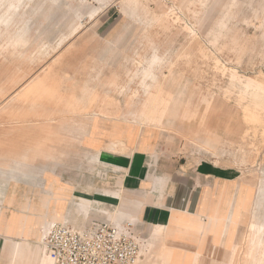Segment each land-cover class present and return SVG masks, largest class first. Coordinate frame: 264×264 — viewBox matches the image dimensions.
Masks as SVG:
<instances>
[{
    "label": "crops",
    "instance_id": "1",
    "mask_svg": "<svg viewBox=\"0 0 264 264\" xmlns=\"http://www.w3.org/2000/svg\"><path fill=\"white\" fill-rule=\"evenodd\" d=\"M138 3L127 0L121 9L127 14ZM107 9L97 7L92 17ZM10 13L7 7L4 15ZM101 19L99 32L111 19L109 11ZM98 42L106 48L133 44ZM144 63L138 73L147 100L136 107L126 100L119 117L104 115L99 100L116 87L111 68L105 88L100 72L71 75L77 82L55 88L51 97L36 99V89L25 87L35 93L32 103L16 104V92L0 104V116L11 114L0 119V264H46L41 240L49 224L84 229L94 222L133 223L145 244L139 264H234L240 254L235 250L250 232L255 264L264 232L249 225L264 228V183L256 186L221 151L183 155V141L158 128L163 111L150 105L158 101L159 75L168 61L155 54ZM96 98L97 109L85 114Z\"/></svg>",
    "mask_w": 264,
    "mask_h": 264
},
{
    "label": "rangeland",
    "instance_id": "2",
    "mask_svg": "<svg viewBox=\"0 0 264 264\" xmlns=\"http://www.w3.org/2000/svg\"><path fill=\"white\" fill-rule=\"evenodd\" d=\"M11 1L19 2V9L0 28V104L16 92V104L32 103L35 93L23 89L35 80L69 89L77 82L71 75L87 78L100 72L105 88L111 68L118 76L116 87L99 100L104 115L119 117L126 100L134 107L147 100L138 71L156 54L168 61L159 75L158 101L150 104L163 111L157 113L164 120L158 128L183 141V155L221 151L256 186L264 183V0H139L127 14L121 9L127 0L104 5L97 0ZM91 5L108 8L107 29L97 31L105 11L92 17ZM7 7L0 4V17ZM25 28L29 38L18 43ZM99 40L133 44L106 48ZM95 104L97 98L85 114L94 112ZM8 116L4 112L0 119ZM251 240L246 232L234 264L255 259ZM263 248L257 246L254 255Z\"/></svg>",
    "mask_w": 264,
    "mask_h": 264
},
{
    "label": "built area",
    "instance_id": "3",
    "mask_svg": "<svg viewBox=\"0 0 264 264\" xmlns=\"http://www.w3.org/2000/svg\"><path fill=\"white\" fill-rule=\"evenodd\" d=\"M41 243L52 264H136L145 246L129 222H94L84 229L51 223Z\"/></svg>",
    "mask_w": 264,
    "mask_h": 264
},
{
    "label": "bare ground",
    "instance_id": "4",
    "mask_svg": "<svg viewBox=\"0 0 264 264\" xmlns=\"http://www.w3.org/2000/svg\"><path fill=\"white\" fill-rule=\"evenodd\" d=\"M32 1V0H30ZM49 2L51 3H56L58 2L59 0H48ZM111 0H97L95 4H99V5H104L108 2H110ZM135 0H130V2H134ZM0 4H7L8 5V8H9V12H11L9 15H3L2 17H0V25H3L5 23H7L10 18L14 15V13L19 9V2L18 3H11L10 0H0ZM85 7V5L83 6ZM11 8H13V10H11ZM97 7H95L94 5H91L90 9H93V12H94V9H96ZM93 12L91 13V15L93 14ZM29 38V35H28V32L25 30L23 31L21 34L19 33V43H26L27 40ZM40 79V76L38 77ZM47 80L45 81H42V82H38V83H35V81H33L32 83H30L27 87H29L31 90H34L36 89V99H42V98H45L47 96V93H50V94H53L54 93V88L52 89V86L51 87H47V86H44L46 83ZM34 83V85H32ZM39 86H41L39 88ZM51 91V92H49ZM45 96V97H43ZM36 104V101L34 103V105ZM35 108V111L38 112V110H36V107ZM48 117V116H47ZM258 227V230L259 232H264V228L259 225L257 226L256 223H250L249 225V229L250 231H254L256 230ZM42 242V240H41ZM240 249H236L235 250V253L237 254V252H239ZM142 259L138 260V262L136 264H139L140 261ZM235 260V259H234ZM234 262V261H233ZM46 264H52V261L51 259L47 256V259H46ZM255 264H264V252L262 254H260V256L258 257V259L255 260Z\"/></svg>",
    "mask_w": 264,
    "mask_h": 264
}]
</instances>
